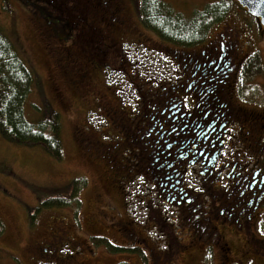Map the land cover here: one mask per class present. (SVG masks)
<instances>
[{"label":"flooded vegetation","instance_id":"af4514ba","mask_svg":"<svg viewBox=\"0 0 264 264\" xmlns=\"http://www.w3.org/2000/svg\"><path fill=\"white\" fill-rule=\"evenodd\" d=\"M66 1L71 13L79 11L72 0ZM82 1L85 22H76L72 27L68 23V31L61 20L55 22L62 26L69 44L60 40L62 34L54 31L55 27L50 30L52 26L46 27L44 20L40 25L49 36L58 39L54 50L59 67L74 76L70 78L73 82L67 79V83L79 92H90L95 63L100 64L98 71L103 73L107 65L101 63V58L98 60L97 54L89 57L82 41H94L93 35L97 33L109 49L116 44V33L131 25L125 0ZM42 10L46 12V8ZM79 18L77 15L76 19ZM236 26L225 22L201 43L180 47L179 52L170 50L178 72L170 75L165 91L156 85L150 94L140 91V107L128 114L127 120L122 119V128L120 117L127 112L106 107L111 117L119 119L115 123L120 128L118 134L109 133L110 140L103 142L95 134L81 133V140L86 141L82 144L79 139L78 144L90 162L105 171L100 187L94 188V204L103 203L110 188H119L127 178L143 175L155 185L165 203L176 207L177 221L187 239L206 244L217 264H264V103L239 93L249 53L242 47L244 40ZM207 78L212 88L201 87V80ZM51 84L58 98L67 96L63 86L53 81ZM169 94L174 97L167 100ZM167 104L176 112L175 118L171 114L165 117ZM161 107L160 116L150 123L153 109ZM208 111L219 113L218 122L206 123ZM169 139L173 141L166 143ZM123 158L131 164H123ZM107 208L113 209V214L94 205L93 217L82 221L83 225L73 227L61 220L48 227L27 244L31 264H88L99 250L107 253L111 264H124L126 251H134L139 259L133 256L132 264H179L175 257L185 249L177 240L174 227L166 226L164 246L154 249L146 235L148 230L138 229L133 220L125 218L114 206ZM200 218L205 221L202 228L198 226ZM111 231L118 237H111ZM109 243L117 245H113L116 252Z\"/></svg>","mask_w":264,"mask_h":264},{"label":"rangeland","instance_id":"374dc122","mask_svg":"<svg viewBox=\"0 0 264 264\" xmlns=\"http://www.w3.org/2000/svg\"><path fill=\"white\" fill-rule=\"evenodd\" d=\"M48 1L51 8L44 5L46 12L44 10L40 12L35 9L38 7V0H0V31L13 43L26 64L35 72L36 81L33 83L32 92L25 105L27 118L33 123L40 120L43 117L44 106L48 104L61 117L62 140V155L60 158H55L38 145L17 143L0 132V264H31L26 252L28 243L33 242L48 227L60 223L61 220H65L73 227L79 223L83 225L82 221L93 217L91 212H95L92 211L94 205L97 208L103 207L113 214V209L107 208V205H112L115 210H120L125 218L133 220L138 225V229L148 230L146 235L151 239L154 249L164 246L165 235H167L166 226L174 227L177 240L181 241L185 249L178 254L179 257L176 255V263L217 264L216 256L211 250H207L206 244L187 239V234L181 230L177 221L176 207L165 203L156 192L155 185L148 182L143 175L127 178L119 188H110L109 192H105L103 203L94 204V192L100 187V177L105 171L97 164L91 163L89 158L81 152L82 147L78 144L79 139L81 140L85 134H95L103 142L110 140L109 133L118 134L120 128L117 129L115 123L119 119L111 117L112 114L109 115L105 111L106 107L127 112L120 117L119 122L122 128V119L127 120L128 114L137 112L140 107L137 105L140 91L150 94L155 85L156 88L163 87L165 91L166 81L170 75L175 76L178 72V66L173 61L176 58L170 54V50L179 52L180 47L165 42L152 30L146 28L139 18L136 0H125L131 26L125 31L116 33V39L113 41L116 42L115 45L106 49L97 33L93 35L94 41L90 40L88 43L82 41V46L89 57L91 54H97L98 60L101 58L103 60H100L101 63L107 65V71L99 72L100 64L95 63L96 74L93 73L90 77L88 89L90 92H79L80 90L67 83V79L74 77L72 73L65 74L61 70L62 67H59L58 55L54 50L58 39L55 35V37L49 36V32L42 30L40 24L44 20L47 23L46 27L52 26L50 30L55 27V31L62 34H59L60 40H65L64 42L69 44L61 30L62 26L55 22L58 19L61 20L66 31L69 30L66 27L68 23L72 27L76 22H85L84 2L72 0V5L79 7V11L76 10L79 13L75 14L76 11L70 12L66 0ZM164 1L188 15L195 10H203L212 3L224 1L230 4L231 2L230 10L217 20V23L215 22L209 29L208 35L216 32L225 22L237 24L236 27L239 28L244 40L242 47L248 51L249 57L254 58L251 60L254 63L259 61L258 64L262 67L257 74L247 76L248 78L253 76L251 80H247L243 73L244 79L240 82L239 93L264 103V30L258 19L244 11L236 0ZM96 2L98 3V0ZM77 15L78 18L80 17L79 20L76 19ZM52 81L54 84L63 86L66 97L60 99L55 95ZM70 81L73 82V80ZM201 81V87H213L208 78ZM214 91H217L215 87ZM210 94L207 93L208 96ZM169 97L174 95L169 94L166 99L168 100ZM208 100L207 97L205 101ZM165 107L166 104L163 108ZM167 107L165 117L171 114L175 118L176 112L173 108H169L168 104ZM161 109L162 107L153 109L150 123L155 121L158 114L160 116ZM216 115L219 116V113L208 111L206 123L214 120L218 122ZM146 129L148 130V127ZM81 141L83 144L86 140ZM172 141L169 139L166 143ZM126 155L129 153L126 152ZM122 162L126 165L131 164L124 158ZM124 170H127L126 167ZM74 180H80V187L77 198L70 204L44 206L39 211H35L41 202L37 192L43 191L46 195L50 193L49 191L59 190L66 196L67 187ZM204 224L205 221L200 218L199 228H202ZM204 231L207 234L208 230L204 229ZM114 235L111 231L110 236L114 237ZM173 241V248L176 249L177 241L175 239ZM113 245L117 246L114 243L108 246L116 252ZM125 254L127 260L124 264H132L133 256L139 261L134 251H126ZM111 262L107 253L99 250L97 257L88 261V264H111Z\"/></svg>","mask_w":264,"mask_h":264},{"label":"trees","instance_id":"16d2710c","mask_svg":"<svg viewBox=\"0 0 264 264\" xmlns=\"http://www.w3.org/2000/svg\"><path fill=\"white\" fill-rule=\"evenodd\" d=\"M136 2L142 24L165 42L178 47H191L205 40L209 29L230 10L232 5L231 2L227 4L219 1L188 15L164 0ZM38 3V7L35 8L37 11L41 12L45 8L44 5L51 8L48 0H38ZM249 59L245 70L246 76L255 75L262 69L259 61L254 63V58ZM35 81L34 70L26 64L13 43L0 31V132L12 141L31 146L38 145L50 156L60 158L62 140L59 113L45 105L43 117L33 123L28 120L25 112V105ZM82 182L85 183V180ZM79 184L80 180L72 181L67 187L66 196L59 190L49 191L50 193L46 195L42 190L40 193L37 192L41 202L35 211L44 206L70 204L77 198Z\"/></svg>","mask_w":264,"mask_h":264},{"label":"water","instance_id":"95a60500","mask_svg":"<svg viewBox=\"0 0 264 264\" xmlns=\"http://www.w3.org/2000/svg\"><path fill=\"white\" fill-rule=\"evenodd\" d=\"M254 17L260 19L264 26V0H237Z\"/></svg>","mask_w":264,"mask_h":264}]
</instances>
